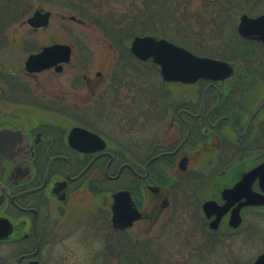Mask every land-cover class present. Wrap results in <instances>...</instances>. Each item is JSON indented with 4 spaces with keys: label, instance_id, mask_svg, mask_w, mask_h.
I'll use <instances>...</instances> for the list:
<instances>
[{
    "label": "flooded vegetation",
    "instance_id": "1",
    "mask_svg": "<svg viewBox=\"0 0 264 264\" xmlns=\"http://www.w3.org/2000/svg\"><path fill=\"white\" fill-rule=\"evenodd\" d=\"M261 15H241L238 28L243 16ZM52 17L32 29H47ZM54 45L71 48L68 62L31 73L28 56L12 72L36 83L40 101L15 105L25 113L0 125L23 138L14 158L0 157V264H61L64 251L81 256L74 264H256L264 255H256L264 246V56H239L224 80L172 83L179 90L162 100L144 83V71L128 70L123 56L122 73L110 71L101 82V72L90 78L67 69L75 44L40 51ZM129 57L135 65L154 64ZM14 88L17 101L32 87ZM7 90L0 84V98ZM34 108L53 117L35 121L28 113ZM102 108L120 112L121 140L112 139L117 117L87 115ZM75 129L94 137L74 135ZM123 192L133 205L122 197V217L115 220V196ZM74 210L92 214L73 221ZM72 233L82 234L83 243L104 236V254L96 255L92 244L63 245Z\"/></svg>",
    "mask_w": 264,
    "mask_h": 264
},
{
    "label": "rangeland",
    "instance_id": "2",
    "mask_svg": "<svg viewBox=\"0 0 264 264\" xmlns=\"http://www.w3.org/2000/svg\"><path fill=\"white\" fill-rule=\"evenodd\" d=\"M12 1L17 4L18 9L13 6ZM12 6L17 10V17L11 13ZM37 10L53 13L51 24L45 30L35 31L27 24L28 18ZM263 13L264 0H0V84L8 89L5 96L0 98V125L25 113V109L15 105L26 106L40 101L36 96L38 93L33 89L36 83L26 82L22 77L14 78L12 72L23 69L26 58L39 52L44 46L54 43L75 44L74 62L67 69L79 72L80 77L87 73L90 78L101 72L100 78L96 76L101 82L103 78L111 75L110 71L118 69L116 72L122 73L120 70L123 64L118 61V57L123 56L127 59V69H142L144 83L150 86L153 84L164 100V96L176 93L179 88L177 84L162 80L159 68L151 62L135 65L129 57L134 37L164 38L197 55L233 63L239 56H264L263 46L259 48L248 45L240 40L238 34L241 15L257 16ZM70 17L87 23L84 26L73 23ZM87 62V67H81L80 63ZM42 76L38 75L37 78ZM82 83L84 81L81 80ZM17 84L20 89H28L30 86L32 88L30 94L27 93L28 97L15 101L17 95L13 90ZM99 92L102 90L96 91ZM108 111L103 108L91 110L87 115L92 119L98 117L99 113L105 117H117L111 125L112 139L121 140L122 131L116 128L121 121V114H109ZM28 113L35 121H45L53 117L49 110L40 108H34ZM92 202L93 209H97L96 202ZM87 205L93 206L91 202ZM95 212L97 211L93 214ZM83 213L84 211L74 210L70 213L71 219L74 221L77 220L75 218H85L89 214ZM259 228L264 235V226ZM70 235L62 242L63 245L79 247L92 244L96 255L104 254L99 253L105 244L104 236L97 235L83 243L82 234ZM263 250L264 246L256 255ZM83 253L80 251V254ZM61 254L59 253L60 256ZM62 255L68 258H63L61 264H74V261L81 259L74 252L64 251ZM131 259L134 258L128 257V260ZM100 261L103 262L104 259L101 258Z\"/></svg>",
    "mask_w": 264,
    "mask_h": 264
},
{
    "label": "water",
    "instance_id": "3",
    "mask_svg": "<svg viewBox=\"0 0 264 264\" xmlns=\"http://www.w3.org/2000/svg\"><path fill=\"white\" fill-rule=\"evenodd\" d=\"M51 12L35 11L28 18V24L35 28H41L48 25ZM241 36L245 38H255L264 42V15L256 18L243 16L238 28ZM131 52L142 60L152 59L160 67V74L166 82H180L185 84H194L201 79L210 81L224 80L233 74V68L225 61L217 60L210 57L198 56L193 52L178 46L166 39H157L152 36L135 37L131 44ZM71 56V49L64 45H54L45 48L39 53L30 55L25 63L28 72L38 73L45 69L54 67L61 62H68ZM82 132L93 135L81 130L75 129L73 134ZM72 141V138H70ZM23 140L20 133L11 129H0V157L12 159L18 150V144ZM237 187L234 189L236 190ZM231 191V194L233 191ZM127 198V202L133 205V201L127 192L118 194L115 206V220L122 217L121 211L118 210L121 198ZM260 204L259 202H256ZM134 219L138 217L136 212L133 213ZM11 232L9 226L5 233L7 236ZM1 236V235H0ZM5 235L1 238L5 239ZM256 264H264V255H262Z\"/></svg>",
    "mask_w": 264,
    "mask_h": 264
},
{
    "label": "trees",
    "instance_id": "4",
    "mask_svg": "<svg viewBox=\"0 0 264 264\" xmlns=\"http://www.w3.org/2000/svg\"><path fill=\"white\" fill-rule=\"evenodd\" d=\"M11 3L13 4V6L16 7L17 4H15L14 1H12ZM13 6H12L13 11H11V13H12V14L14 13V14H15V17H17V15H18V14H17V10H16ZM16 8H17V7H16ZM17 9H18V8H17ZM11 13H10V14H11ZM10 16L12 17V15H10ZM13 18H14V17H13Z\"/></svg>",
    "mask_w": 264,
    "mask_h": 264
},
{
    "label": "clouds",
    "instance_id": "5",
    "mask_svg": "<svg viewBox=\"0 0 264 264\" xmlns=\"http://www.w3.org/2000/svg\"><path fill=\"white\" fill-rule=\"evenodd\" d=\"M68 243H71V241H68ZM99 246V245H98Z\"/></svg>",
    "mask_w": 264,
    "mask_h": 264
}]
</instances>
